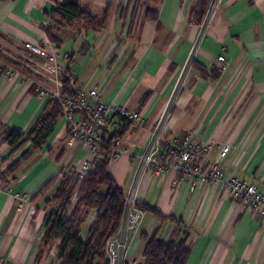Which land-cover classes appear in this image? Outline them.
<instances>
[{"label": "crops", "instance_id": "1", "mask_svg": "<svg viewBox=\"0 0 264 264\" xmlns=\"http://www.w3.org/2000/svg\"><path fill=\"white\" fill-rule=\"evenodd\" d=\"M76 2L107 21L99 29L71 21L45 33L56 3ZM0 0V58L22 59L24 42H40L59 58L73 89L97 88L101 101L141 114L143 123L120 136L126 152L108 168L126 192L134 189L145 215L127 261L143 264L142 234L168 240L190 234L186 264H264V218L231 199L218 185L196 184L174 172L139 170L140 154L157 134L164 144L194 130L199 141H214L208 159L222 145L220 161L227 178L255 184L264 195V0ZM155 14L149 18L147 12ZM218 56H224L219 69ZM40 82L52 78L35 70ZM49 99L38 98L25 79L0 72V264H49L58 241L36 260L45 219L52 210L38 195L53 177L86 156L81 142L66 145L67 125L59 116L45 144L10 174L6 167L30 148L13 151L6 127L27 132ZM53 188V187H52ZM51 188V190H52ZM76 200L74 199V203ZM153 210H156L160 217ZM95 211L85 216L84 239ZM83 224V226H84ZM56 259V258H55Z\"/></svg>", "mask_w": 264, "mask_h": 264}, {"label": "built area", "instance_id": "2", "mask_svg": "<svg viewBox=\"0 0 264 264\" xmlns=\"http://www.w3.org/2000/svg\"><path fill=\"white\" fill-rule=\"evenodd\" d=\"M219 0H211L209 11H215ZM21 61L30 72L39 70L52 78L53 84L47 85L35 76L10 62L0 58V72L10 73L25 79L35 89L38 98L54 100L59 106V115L67 125L66 145L72 146L81 142L87 156L78 164H73L58 176L69 174L83 180L93 170L103 149L109 153V161L119 158L126 152L124 142L119 136L120 123L126 122L135 126L143 123L141 114L118 105L101 101L99 91L77 88L72 96L63 94L60 77L64 71L63 60L51 53L45 43L24 42ZM219 69H223L224 56H218ZM158 129V128H157ZM152 138L140 154L131 155V161L139 170H149L154 175L174 172L182 177L192 178L196 184L221 186L227 195L239 201L244 207L257 212L264 218V195L256 185L247 184L238 178H227L223 173L220 161L226 156L229 146L220 147L217 157L210 161L209 153L214 141H199L194 130H189L174 137L164 144L157 134ZM145 212L138 206L134 189L127 190L124 195L123 212L116 232L106 243L109 264H126L127 251L139 230Z\"/></svg>", "mask_w": 264, "mask_h": 264}, {"label": "trees", "instance_id": "3", "mask_svg": "<svg viewBox=\"0 0 264 264\" xmlns=\"http://www.w3.org/2000/svg\"><path fill=\"white\" fill-rule=\"evenodd\" d=\"M56 1V0H55ZM147 16L154 19L155 14L148 11ZM105 11L101 18L91 15L88 8L76 2L56 3L51 13V20L45 29L49 41L59 45L57 32L60 27L71 21L84 22L85 26L99 29L107 21ZM11 64L30 72L20 59H9ZM65 68L60 77L63 94L72 96L74 89L72 79ZM59 106L50 100L45 111L34 122L27 132H21L6 127L5 139L13 151L20 149L27 141L30 148L19 159L10 163L2 172V177L13 172L17 166L33 151L40 149L53 131L59 118ZM128 128V123L121 122L119 136ZM109 153L103 149L93 170L79 180L69 174L51 178L39 191L45 196L44 204L52 208L45 219L44 233L40 241L37 261L47 256L51 247L58 241L56 260L58 264H109L105 247L108 239L116 232L122 217L125 191L117 184L109 168ZM53 187V188H52ZM52 188V190H51ZM74 199L76 202L74 203ZM141 209H151L138 203ZM89 211H95V218L88 227L84 239L81 231L85 216ZM159 215L156 210H153ZM164 218V217H163ZM181 233H174L168 240H161L157 234H142L145 243L143 264H186L191 251L190 234L184 230L182 222H178ZM126 264H133L126 262Z\"/></svg>", "mask_w": 264, "mask_h": 264}, {"label": "rangeland", "instance_id": "4", "mask_svg": "<svg viewBox=\"0 0 264 264\" xmlns=\"http://www.w3.org/2000/svg\"><path fill=\"white\" fill-rule=\"evenodd\" d=\"M86 227V224H84L83 230H85ZM49 264H58V260H56L55 258H51Z\"/></svg>", "mask_w": 264, "mask_h": 264}]
</instances>
